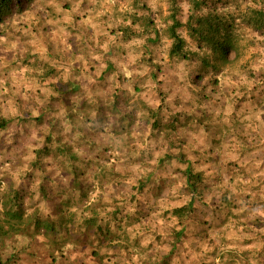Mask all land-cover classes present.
Listing matches in <instances>:
<instances>
[{"label":"trees","instance_id":"16d2710c","mask_svg":"<svg viewBox=\"0 0 264 264\" xmlns=\"http://www.w3.org/2000/svg\"><path fill=\"white\" fill-rule=\"evenodd\" d=\"M33 1L0 0V24L4 23V16L9 13L14 17L13 20L21 17L30 10L29 6ZM37 1L46 13L42 12L44 16L36 14L35 17H31H34V20L27 19L25 22L32 25L34 22L41 24L42 29L34 28L31 38L34 36L37 41L41 40L43 43L30 42L32 39H28L24 49L27 63L29 60L32 62L41 60L35 78L45 90L34 91L35 87L30 83V92L23 94V82H27L26 80L20 85L16 84V88L11 84L14 88L12 91L9 86L3 85L0 92L5 98L3 101L9 102L13 117L0 114V131L11 125L18 128L25 124L34 125L37 128L39 142L37 141L28 156L41 159L44 153L51 148L55 149L57 153L55 161L61 165H58L62 173L61 179L65 178L67 172H64L65 165L70 164L71 173L80 177L85 171L77 164L80 161L87 167L91 160L99 167L101 175L124 177L126 174L118 171L115 162L109 163L111 158L109 153L107 156L106 154L103 156L102 153L90 155L92 143L85 139L87 133L82 132L88 130L90 134L91 130H95L100 138L107 136L118 142L120 137L129 133L131 124L129 113L132 114V111L125 110L123 106L128 103L130 97L136 95L141 98L142 93L152 90L151 84L155 86V92L161 97V101L154 109L148 110L146 122L151 133L165 135L164 140H161V146L164 148V145H167V147L164 154L156 157L154 164H150L151 169L146 177H152L154 172L161 170V167L176 166L183 177V188L188 198L181 206L164 212L169 219L175 220L171 232L168 233V229L159 234L147 232L145 228L140 227V234L132 238L131 243L136 246L143 245L145 238H148L147 244L150 247L158 237L160 240L161 236L168 233L170 249L162 256L158 255L156 260L149 258L142 264H169L170 260L173 264L175 260L173 254L186 243L188 227L196 220L193 215L204 189L203 174L196 170L194 162L188 159L183 151L186 143L183 138L186 130L184 127L198 128L199 121L196 119L198 122L195 121V125L188 124L185 118L182 124L177 116L178 112L168 119L163 114V107L165 103L167 107V102L163 99L165 93L159 89V84L163 82L159 78L160 67L153 53V47L157 44L161 33L170 40L166 52L168 58L183 63L184 77L188 83L192 81L199 86L197 89L199 96L204 89L200 83L209 76L208 83L212 91L220 90L224 100L223 106L230 111L227 114V123L230 124L234 138L233 143L228 146L229 156L226 160L230 161L236 173L246 169L238 163L242 156L243 161L249 156L256 160L253 165L256 170L253 174L250 173V181H248L250 198L252 197L250 204L257 203V199L264 204V148L262 147L264 144V0H167L168 14L164 18L160 15L166 25L163 28L155 26V18L150 16L149 12L148 15L142 13L145 4H140V0H134V8H138L139 14L129 11L125 16L130 22L116 25L120 13L119 2L115 4L112 3L113 0L110 2L108 0V6L111 7L108 14L103 9L98 11L101 5H96L97 10L94 9V12L88 14L91 16L88 18L97 19L96 13L106 12V16H99L100 19L95 21V27L91 26V29L77 25L75 16L72 14L69 16L66 10H62L67 9L70 2H66L59 12H55L54 7L50 6L51 0ZM103 2L106 3V0ZM181 4L187 6L184 19L178 18ZM85 16L87 17V14ZM179 29H183L185 34H181ZM187 39L194 42L196 50L187 47ZM243 49L250 50V55L240 62ZM121 51L133 54L135 57L133 63L128 64L129 61L121 60L119 55ZM44 60L46 62L42 63ZM128 70H132L131 73L128 74ZM51 78L56 82L51 81ZM162 116L166 117V120L161 123ZM170 127L174 131L170 132L172 130ZM238 131L242 134V139L250 138L247 144L242 142L245 146L240 143H237V147L234 145L235 141H239L236 136ZM71 139L81 142L80 147L85 153H81L79 159L67 148ZM142 144L144 149L148 147L146 140H142ZM128 147L126 149L131 150L124 153L138 152L135 146L131 148L129 144ZM13 148L12 143L8 159L0 163L7 167L8 172L14 164V161H11ZM249 150L250 153L246 154ZM101 156L104 157V161L99 164L100 160L97 159L98 157L101 159ZM18 157L19 154L14 159ZM114 157L120 160L119 164L123 160L119 159L118 154H114ZM5 169L2 171L6 172ZM71 181L74 183L73 179ZM237 185L239 189L243 187L240 182ZM144 186L145 184L140 180L136 189H140L141 192ZM224 205L228 208L229 203ZM85 209L88 210L87 207ZM125 217L132 216L128 214ZM95 219L91 216L88 220L82 219L80 223H76L74 213L63 214L58 218L42 216L35 210L27 213L18 188H14L13 185L7 190L0 188V264H13L19 259L21 251L16 243L20 237L26 239L28 245L42 240L43 244L45 241L46 246L55 249L64 235L68 239L74 236L80 244H84L85 253L88 251L87 258L95 259L105 237L112 233L111 238H114L116 231L121 228L117 224L114 232H110L111 219L105 226L97 224ZM116 221L115 219L114 222ZM90 227L93 228V235L98 237L95 242L87 232V228ZM259 240H262V249L264 240L263 238ZM90 246L94 248L89 254ZM51 259L55 261L54 257ZM198 262V264H209L210 259L200 258ZM83 263L80 261V264Z\"/></svg>","mask_w":264,"mask_h":264},{"label":"rangeland","instance_id":"374dc122","mask_svg":"<svg viewBox=\"0 0 264 264\" xmlns=\"http://www.w3.org/2000/svg\"><path fill=\"white\" fill-rule=\"evenodd\" d=\"M103 1L51 0L50 6L54 7L55 12H59L62 9L61 6L70 2V6L67 8L70 9L62 10H66L69 16L74 15L77 25L91 29V26L95 27V21L100 19L99 16L105 17V13L108 14L111 10L108 0L106 3ZM117 2H119L120 13L115 24L118 26L128 24L130 19L125 16V13L129 11L138 13V8H134V0L112 1L115 4ZM140 4H145V9H142L143 14L149 12L150 16L155 18V26L160 28L166 26L162 18L168 14L167 0H140ZM96 5L102 6L98 11L103 9L106 12L104 14L102 11L96 13L97 19L88 18L91 17L88 14L94 12ZM29 8L30 10L21 17H16V23L12 14L9 13L4 16V23L0 24V88L3 85L4 87L9 86L12 91L13 85L16 88V84L20 85L25 79L31 78L29 81L34 85V91L45 90L35 78V74L38 75V64L41 60L39 59L38 62L29 60L27 63L24 44L28 39H32L31 34H33L34 28L42 29L41 24L38 25L34 22L32 25L26 23L25 20H34L36 14L41 15L42 12H46L37 0H34ZM180 8L181 12L178 18L184 19L187 6L181 4ZM32 16L34 17L31 18ZM178 31L185 34L183 29ZM165 36L161 33L157 44L153 47L156 63L160 67L159 78L163 82L159 84V89L165 93L163 99H166L167 102V107L166 103L163 107V114L168 119L169 116L178 112L177 116L182 124L185 122V118H187L188 124L199 121L200 127L198 128L195 126L193 129L184 127L186 130L183 133V138L186 143L183 151L188 159L190 158L194 162L196 170L204 176L201 201L197 203L196 212L193 215L196 220L188 227L186 243L179 247L177 253L173 254L175 257L173 264H198L200 258L205 259L206 257L210 259L209 264H264V248L261 249L262 240H259L260 238L264 240V204L260 203L259 199H257V203L250 204L252 197L250 198L248 187L250 173L253 174L256 170L253 166L256 160L249 156L243 161L242 156L238 163L246 168V171L238 173L233 169L230 161L226 160L229 156L228 146L233 143L234 138L229 127L230 124L227 123V114L230 111L223 106V95L219 89L212 91V87L208 83L209 76L201 81L200 84L204 89L200 95L202 98L199 96L197 92L199 86L192 81L188 83L184 77L183 63L168 58L166 52L170 40ZM187 41V47L196 50L194 42L188 39ZM139 42H136L137 45H140ZM119 55H121V60L129 61L128 64L133 63L135 58L133 54L124 51H121ZM249 55L250 50L243 49L240 62H243ZM44 62L46 60L42 63ZM131 71L128 70V74ZM50 80L56 82L54 78ZM150 86L152 87L151 91L142 93L141 98L136 95L130 97L128 103L123 106L125 110L132 111V114L129 113L131 128L129 127V133L120 137L118 142L107 136L100 138L95 130H91L90 134L88 130L82 132L87 133L85 139L92 143L90 155L102 153L103 156L104 154L107 156L109 153L111 156L109 163L115 162L118 171L121 174H126L124 177L114 178L108 174L101 175L99 167L91 160L87 167L80 161L77 164L85 171L80 177L71 173L70 164L65 165L64 172H67L65 178L61 179L62 173L58 168V165H61L55 161L57 156L55 149L51 148L42 155L41 159L32 155L28 156L37 141L39 142L37 128L34 125L25 124L19 126L20 128L11 125L4 131H0V163L8 159L11 144H14V153L11 157L14 164L11 165V171L8 172L7 167L0 164V188L7 190L12 185L14 188H18L27 213L35 210L42 216L49 215L52 218L74 213L76 223H80L82 219L88 220L93 216L94 219L96 218L97 224L102 226L108 225V221L111 219L109 222L110 232H114L117 224L121 226L116 231L114 238H111L112 233L109 236L105 235L107 237L96 234L105 237V239L99 246L98 257L95 259L87 258L88 251L85 253L84 244H80L74 236L68 239L64 235L55 249L46 246L47 242L45 245V241L43 244L42 240L28 245L27 240L20 237L17 239L16 245H19L18 249L21 254L19 261L14 262L15 264H80V261L84 262L83 264H142L149 258L156 260L158 255L162 256L170 249L171 242L168 239V233L171 232L175 220L169 219L164 212L181 206L187 201L188 195L183 188V177L176 166L161 167V170L154 172L152 177H146L147 172L151 169L149 168L150 164H154L156 157L163 155L165 147H167V145H164V148L161 146V140H164L165 135H158L157 132L151 133L146 122L148 110L154 109L161 101V97L155 92V86L152 84ZM22 88L23 94L30 92L29 83H24ZM31 96L35 97L34 94ZM4 99L0 92V114L12 118L9 102L3 101ZM166 117L162 116L160 122H164ZM170 129L172 128L170 127ZM172 131L174 130H170V132ZM236 136L239 139L234 142L236 147L237 143L245 146L242 142L246 143L247 140H250V138L242 139V134L239 131ZM142 140L148 142L146 145L148 147L145 149V143L143 146ZM132 142L133 145H131ZM129 144L132 146L131 148L135 146L139 153L133 150L132 154L124 153L131 150L126 149ZM80 145L81 142L77 139H71L67 145L68 150L75 153L78 159L82 155L81 153H85ZM141 146L143 147L141 148ZM262 147L264 148V144ZM249 153L250 150L246 154ZM17 154H19L18 159H14L17 158ZM114 154H118L119 159L124 161L122 160L119 164L120 160H117ZM103 156L101 159L98 157L99 164L104 161ZM3 169L7 171L4 172ZM110 180L112 181L110 182ZM140 180L145 184L141 192L140 189H136ZM239 182L243 186L241 189L237 185ZM228 203L229 209L224 205ZM84 207H87L88 210ZM228 211L231 212L228 213ZM128 214H131L132 217L126 218L125 216ZM115 219L116 222H114ZM140 227L145 228L147 232L159 234L164 230H169L168 233L161 236L160 240L158 237L150 247L147 244L148 238H145L143 245L136 246L131 243V240L140 234ZM92 229L91 227L87 228V232L95 242L98 237L93 235ZM90 247L89 254L94 248ZM52 257L55 258V261H52ZM170 262L169 264L172 263Z\"/></svg>","mask_w":264,"mask_h":264},{"label":"crops","instance_id":"0c3cea01","mask_svg":"<svg viewBox=\"0 0 264 264\" xmlns=\"http://www.w3.org/2000/svg\"><path fill=\"white\" fill-rule=\"evenodd\" d=\"M32 40H33V42H39L40 44H42L41 43V40L40 41H37V39L36 38H34V36L32 37ZM9 50V49H8ZM7 53V52H6ZM23 73H25V72H23ZM26 81H27V83H32L31 81H29V80H31V78H27V79H25ZM24 83H26L25 81L23 82V85H24ZM30 89V88H29Z\"/></svg>","mask_w":264,"mask_h":264}]
</instances>
